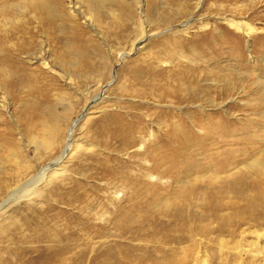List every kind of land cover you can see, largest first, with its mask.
I'll return each instance as SVG.
<instances>
[{"label":"rangeland","instance_id":"374dc122","mask_svg":"<svg viewBox=\"0 0 264 264\" xmlns=\"http://www.w3.org/2000/svg\"><path fill=\"white\" fill-rule=\"evenodd\" d=\"M226 19L259 32L246 38ZM0 121L16 143L0 140L3 180L17 171L20 143L29 178L70 141L80 146L61 164L73 180L68 208L53 202L52 215H67L8 229L0 263L50 240L64 245L68 232L70 264H119L133 246L151 262L264 264V220L246 211L233 234L216 238L221 219L208 196L222 160L238 163L230 173L239 181L218 217L244 211L257 191L243 186L264 182L245 172L264 163V0H0ZM54 125L62 131L49 149ZM117 129L130 133L127 142L110 134ZM221 176L228 188L233 179ZM121 220L132 233L120 231ZM87 221L95 232L81 231Z\"/></svg>","mask_w":264,"mask_h":264},{"label":"bare ground","instance_id":"6f19581e","mask_svg":"<svg viewBox=\"0 0 264 264\" xmlns=\"http://www.w3.org/2000/svg\"><path fill=\"white\" fill-rule=\"evenodd\" d=\"M51 8H52L51 11H55V9H53V6ZM54 15H56V14L54 13ZM225 21H226V24L228 26H230V28L235 29L238 33H242L246 38H250L252 35L259 32V30L256 27H252L249 23H246V22L236 21L234 19H226ZM203 26L205 27V25H203ZM41 66L44 69H48L50 71L51 70L53 71L52 66L45 59H42ZM2 100H3V102L1 103L2 104L1 108H5L6 107V105H5L6 99L3 98ZM0 123L4 125V123H2V121H0ZM46 130L49 133V136L46 140L47 144H49V146L47 148L50 149V147L54 145L52 143V139L54 140L55 137H57L61 133L62 130H61V127H55V125L53 127H51V129L46 128ZM130 130L131 129H129V131ZM53 134H55V137H52ZM110 134L114 135V139L116 137L122 143L127 142L129 137H130L129 136L130 133H128L127 130H125V129H117V130L113 131V133L111 132ZM6 137H7V134L5 135V134L0 133V140H6L7 139ZM7 140H8V143L12 142L13 145L16 144L12 140H9V139H7ZM71 140H72V138H71ZM20 144L17 145L18 146L17 149H20ZM17 149L14 150L13 154H11L13 156V158L17 159V165H18V167L16 166L17 171L11 177H8L7 180L6 179L3 180L2 178H0V239H2L4 237V235L6 234L8 229L16 231V230H21L22 228L26 227L27 229H29V230L31 229V231H33L34 229L32 227L35 225V223L36 224L39 223V225H40V223L42 221L44 222L49 217L57 216V215L58 216H66L67 215V212H65V211H57L56 212L57 215H55V214L52 215V212L55 213V209L58 208V206L54 205L53 202L57 203L59 205L60 204L66 205V207H62L64 209L68 208V184L72 183L73 180L70 178L71 174H69L70 172L68 171V168L61 165V164L65 161L66 158H67V163H68V161L70 163L72 156L78 151V149L80 150V146H78V145L74 146L73 142L71 143V141H70V143H68V145H66L64 147V150L58 159H56L53 163H51L48 166H46L45 168H43L40 172L39 171L35 172V174L33 176H31V178H29L28 176L30 175L31 171L34 170V168L32 166L25 165V163H26L25 161H24L25 162L24 164H22V160L21 161L19 160V162H18V154L17 153H19V152H17ZM80 154H81V152H80ZM68 156H69V158H68ZM22 158H23L22 156L19 157V159H22ZM223 161L224 160L220 161V163L216 165L217 168H219V167L220 168L218 170L216 168V171L214 172V175H213V180L217 181L218 183L216 185H213V187L210 190L209 195H208L210 198L213 199V204L211 206L213 213L214 214L216 213V215H217L216 217L218 219H221V221L219 220L220 225H218L214 231V233H218V236H216V238L224 235V233H226V232H228V233L230 232L233 234L235 232L234 228L241 225L242 224L241 222L245 220L244 217L247 214L246 211L253 213V216H256V218H261L264 220V186L261 187L262 185H259V183L263 182L261 180H258V184L256 183L257 184L256 187H254V185L245 186L246 184L243 186V187H247L248 189H249V187L250 188L252 187V191H257L256 196L255 195L251 196L248 207L244 211L237 212L236 215L233 217L221 218V215L218 217L217 212H220V211L228 208V205L224 202L227 192L230 193L231 191L237 190V188L235 187V184L239 181V179H238L239 177L236 178L237 174H235V172L230 173L231 171H234L235 169H237L238 163L234 162L232 160H228V161L226 160L224 162ZM245 168H246V171H245L246 174L254 173L256 175H259L262 179H264V163L261 162L260 160H256V161L247 163V165H245ZM239 171H240V168H239ZM102 173L104 175L110 174V176H112V177L116 175L115 171H111V169H109V170L104 169V171H102ZM221 174L222 175L224 174L223 180L225 178H232L233 179L230 182H229V180L227 181V183L229 182L226 185L228 188L222 189L220 187V184L223 183V182H221L222 181L221 180L222 179ZM228 175H229V177H228ZM147 176H149V175H147ZM150 177H147V178H150ZM158 177H159V175H158ZM244 177H246V176H244ZM223 184H226V182ZM262 184H264V182ZM116 189H117L116 193H118L119 190H118V188H116ZM250 190L251 189L245 190V193L250 192ZM242 192L243 191H241V193ZM237 193H239V192H237ZM245 193H243L242 196ZM84 195H87V194L83 193L77 197H73L74 201L76 200L79 202L80 199ZM118 197H119V195H118ZM226 199H228V198H226ZM23 202L25 203L26 211H20L19 210L20 207L18 208V206ZM222 202H223V204H222ZM243 203H244V201H243ZM45 205H49L50 208H48L47 211L43 212L42 208ZM130 224H132V223H130L126 220H121L118 222L117 225L119 228L123 227V229L121 228L120 231L124 232V234L125 233L127 234V233H132L131 232L132 227L129 226ZM82 225H83V227H82L81 231H83V230H88L90 232L96 231V229H94L95 225L94 224L88 225V221H87V223H83ZM96 227L98 229L99 225H96ZM231 227H232V229H230ZM190 230H188V232ZM121 232H120V234H121ZM201 232L205 233L206 232L205 228H203L201 230ZM189 233H193V232L190 231ZM106 240H110V239H106ZM181 240H183V238ZM50 241H51V243L48 244L46 247H36V248H32V249L27 250V251H23V253L21 255L19 254L17 256L16 260L13 261V260L9 259V260H6L0 264H70V263H68V245L66 244L68 242V232H67V234H65V241H67V242H65L64 245L60 244V243L59 244L55 243L53 240H50ZM170 241H171V239L169 240V243H170ZM179 241H180V239H179ZM108 242H110V241H108ZM114 242H111V243L113 245H117ZM118 242H121V241H118ZM111 243H109L110 247L112 246ZM121 243H118V244H121ZM222 244H224V243H222ZM116 248H118V247H116ZM105 249H102V250H105ZM156 249L158 250V248H156ZM127 250L128 249L126 248V251ZM134 250H136V248H134V246L130 248L129 252L125 253V251L122 250L125 253L124 254L125 256L123 257L124 260L122 259L119 264H172L173 261H175V259H176V258L169 259L166 261V263L164 262L163 259H161V261L154 259V261L151 262L152 259L149 260V258L146 257L147 256L146 254H142V256H141V255L135 254ZM160 251L163 252V250H160ZM185 251H188V250H185ZM193 251H194V249H193ZM112 252L107 253L108 259H110L112 261H117L116 258L112 255ZM176 252H175V254H176ZM119 253H120V251H119ZM178 255H180V254H178ZM188 255H189V253H188ZM188 255H186V257H184V258H183V256L181 258L178 257L179 258L178 261H186V260H188L187 258L189 256L193 257V255H189V256ZM84 256L85 255H80L79 258H84ZM173 256H175V255H173ZM165 257H167V256H165V253H163L162 258H165ZM93 262H95V261H93ZM198 262H199V260H198ZM200 262L203 263L204 260L202 259V260H200ZM117 264H118V262H117ZM184 264H186V263H184Z\"/></svg>","mask_w":264,"mask_h":264}]
</instances>
